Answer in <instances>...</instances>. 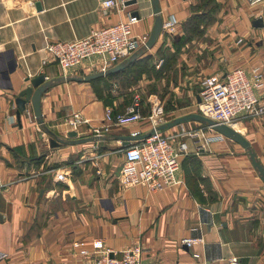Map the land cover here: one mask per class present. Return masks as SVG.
<instances>
[{"label": "crops", "instance_id": "crops-1", "mask_svg": "<svg viewBox=\"0 0 264 264\" xmlns=\"http://www.w3.org/2000/svg\"><path fill=\"white\" fill-rule=\"evenodd\" d=\"M102 1L0 0V264H94L97 250L123 251L138 243L144 264H228L231 255L241 264H264V183L238 143L226 139L196 148L186 140L188 152L177 173L181 183L155 190L123 186L120 137L149 131V121L145 116L126 123L102 121L107 106L96 90L101 81L61 79L93 73L98 59L68 70L50 57L43 64L47 42L80 39L130 15L137 18L132 32L148 38L155 17L150 0H124L123 7L105 12ZM216 1L226 19L207 31L208 43L213 42L209 50L214 48L208 75L242 67L251 79L259 67L264 77L263 27L252 26L254 19L264 21V2ZM193 3L158 0L162 21H174V34H182ZM165 32L161 29L143 52L168 46ZM41 74L53 81L40 98L43 124L35 120L30 101L24 111L31 119L23 111L18 123L15 99L29 79ZM256 93L264 97V89ZM76 111L108 131L95 141L51 147L46 130L66 138L72 130L66 119ZM191 122L161 133L199 126ZM231 126L243 133L264 167V117H241ZM76 132V138L93 136L86 126ZM51 161L57 165L44 167ZM184 238L201 241L187 246ZM78 241L83 246H76ZM81 248L88 254H80Z\"/></svg>", "mask_w": 264, "mask_h": 264}, {"label": "built area", "instance_id": "built-area-1", "mask_svg": "<svg viewBox=\"0 0 264 264\" xmlns=\"http://www.w3.org/2000/svg\"><path fill=\"white\" fill-rule=\"evenodd\" d=\"M248 5L254 6L264 0H245ZM124 0L102 1L103 12L111 7H123ZM137 18L130 15L127 20L107 25L99 30L91 31L86 37L72 41L47 42L44 50L47 57L43 64L48 63L50 57L63 70L73 69L83 61L98 59V65L93 72L105 71L113 65L125 60L138 48L144 47L147 35H135L132 26ZM174 21H162V29L173 33ZM262 47L264 50V26ZM264 89V77L259 67L253 68L252 78H248L242 67H236L225 73L208 75L204 78L202 89L199 92L200 102L197 103L198 113L217 122L231 126V122L241 117H264V97H259L256 90ZM137 103L129 107L125 114H117L112 118V108L106 107L102 121L110 123H126L138 119ZM160 109L153 104L151 114L148 116L149 125L155 128L166 122L158 116ZM30 113L27 117L31 119ZM69 127L77 131L86 126L93 136H102L108 131L106 125H91L90 119L84 117L79 111L73 112L66 119ZM232 127V126H231ZM185 139L180 141L177 139ZM227 138L207 126L199 125L195 129H180L179 133L163 135L155 131L152 135L123 148V163L119 181L123 186L144 185L150 190L175 186L182 182L177 178L181 169V158L188 152L186 140L197 144V147H207L213 142H223ZM197 150V149H196ZM201 239L184 238L181 242L191 246ZM76 246H83L81 241ZM80 254L86 255L88 251L80 249ZM94 264H144L142 261L143 247L135 244L123 251L110 248L95 251ZM228 264H241L240 258L231 255Z\"/></svg>", "mask_w": 264, "mask_h": 264}, {"label": "rangeland", "instance_id": "rangeland-1", "mask_svg": "<svg viewBox=\"0 0 264 264\" xmlns=\"http://www.w3.org/2000/svg\"><path fill=\"white\" fill-rule=\"evenodd\" d=\"M225 19L224 14L217 13L210 15L204 26L205 20H199L198 31L190 32L185 41L177 40L176 33L165 32L168 46H161L155 51L146 50L139 58L140 65L136 64L126 70L125 74L100 78L101 84L96 90L100 91L99 95H104L105 105L113 109L112 118L119 113L125 114L136 103L138 115L145 116L147 121L154 103L160 109L158 116L163 119L186 111L197 112L196 95L201 91L203 80L208 75L209 60L213 61L210 54L214 48L209 50L213 42L208 43L207 31L210 26L214 27L215 22L220 23L216 27L222 26L221 22ZM138 71L141 72L139 80L136 79ZM24 112L27 117V112ZM194 125L198 126L200 123L191 122L190 126ZM240 127L242 128L241 122ZM56 165V162L51 161L49 164L45 163L44 167L48 169Z\"/></svg>", "mask_w": 264, "mask_h": 264}, {"label": "water", "instance_id": "water-1", "mask_svg": "<svg viewBox=\"0 0 264 264\" xmlns=\"http://www.w3.org/2000/svg\"><path fill=\"white\" fill-rule=\"evenodd\" d=\"M150 1L152 5V11L155 17H154V22H153L151 31L149 33V36L143 48L138 49L137 51L132 53L128 58H126L125 60L121 61L114 67H111L105 71L93 72L85 76H67L61 79L74 80V81H79V82H89L98 77L107 76L109 74L119 72L123 70L127 65L134 62L139 56H141L144 53L143 51L145 49L151 48L153 44L155 43L158 35L161 32L162 18L159 15L158 0H150ZM133 2H135V0H130V1H127V4H130ZM37 8L40 9V6L38 4H37ZM252 26L256 28H262L264 26L263 19L262 18L254 19L252 21ZM29 80H30V85H28L23 90H21L15 99V104H16L15 116H16L18 123H20V114L25 110L26 102L30 101L33 114H34V118L38 124L42 125L43 119H42V113H41V108H40V98H41L42 93L52 85L53 81L46 80L43 74L38 75ZM196 101L197 103L200 102L199 95L196 96ZM188 121L198 122L224 135L227 139L238 143L246 151V154L248 155V158L250 160L252 167L257 172L261 181L264 183V167L261 164L260 160L257 158L255 152L252 150L250 146V143L244 137V135H242L239 131L232 128L231 126L225 123L217 122L208 117H205L198 112H192V113H188L185 115L175 117L171 120H168L158 125L154 129L151 128L149 131L145 133L137 134V135H125V136H121L120 139L122 140V144L126 146V145H129L131 142H136V141L142 140L152 135L155 131L162 132L166 129H169L171 127H174L176 125H179L181 123L188 122ZM46 131L48 132V134L51 135L49 139V143L51 147L58 146L60 144H74V143H80V142H85V141H95V140L101 139V136L76 138L77 132L74 130L67 132V138L57 137L49 130H46Z\"/></svg>", "mask_w": 264, "mask_h": 264}, {"label": "trees", "instance_id": "trees-1", "mask_svg": "<svg viewBox=\"0 0 264 264\" xmlns=\"http://www.w3.org/2000/svg\"><path fill=\"white\" fill-rule=\"evenodd\" d=\"M189 8H190L189 9L190 13H189L188 17L182 23V28H183L182 34H180V35L176 34V36H177L176 38L179 41L187 40V36L189 35L190 32L198 31L199 20H201V19L205 20V22L203 24V26H204L207 23V21H209L210 15L217 14L219 12L220 4L216 0H195V3L191 4L189 6ZM201 29H202V27H201ZM139 58H140V56L134 62L127 65L123 70L116 72V73L109 74L107 76H102V77L112 78V77H117L118 73L125 74L126 70L133 68L136 64L140 65L141 61ZM138 72H139V75L136 77L137 80H139L141 77L140 76L141 72L140 71H138ZM102 77H98V78L93 79L91 81H99V79ZM91 81H89V82H91ZM167 119L171 120L173 118L171 116H169ZM200 125H202V124H200ZM202 126H204V125H202Z\"/></svg>", "mask_w": 264, "mask_h": 264}, {"label": "bare ground", "instance_id": "bare-ground-1", "mask_svg": "<svg viewBox=\"0 0 264 264\" xmlns=\"http://www.w3.org/2000/svg\"><path fill=\"white\" fill-rule=\"evenodd\" d=\"M233 124V122H231V125Z\"/></svg>", "mask_w": 264, "mask_h": 264}]
</instances>
